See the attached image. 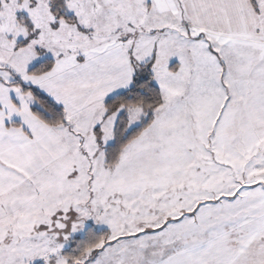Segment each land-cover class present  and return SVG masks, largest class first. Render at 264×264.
<instances>
[{"label": "snow or ice", "instance_id": "snow-or-ice-1", "mask_svg": "<svg viewBox=\"0 0 264 264\" xmlns=\"http://www.w3.org/2000/svg\"><path fill=\"white\" fill-rule=\"evenodd\" d=\"M0 264H264V0H0Z\"/></svg>", "mask_w": 264, "mask_h": 264}]
</instances>
